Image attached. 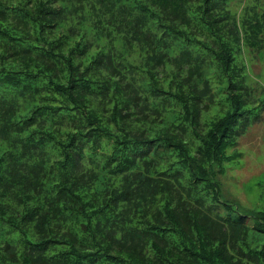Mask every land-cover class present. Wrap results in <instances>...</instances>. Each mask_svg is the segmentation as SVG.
<instances>
[{"label":"trees","instance_id":"1","mask_svg":"<svg viewBox=\"0 0 264 264\" xmlns=\"http://www.w3.org/2000/svg\"><path fill=\"white\" fill-rule=\"evenodd\" d=\"M236 1L0 0V264H264L216 178L259 101Z\"/></svg>","mask_w":264,"mask_h":264},{"label":"rangeland","instance_id":"2","mask_svg":"<svg viewBox=\"0 0 264 264\" xmlns=\"http://www.w3.org/2000/svg\"><path fill=\"white\" fill-rule=\"evenodd\" d=\"M240 2L244 0L236 1L233 8H239ZM247 53L248 84L259 91L258 106L247 128L235 132V138L224 145V152L231 160L216 169L221 198L241 211L253 208L256 202L264 207V51L248 50Z\"/></svg>","mask_w":264,"mask_h":264}]
</instances>
